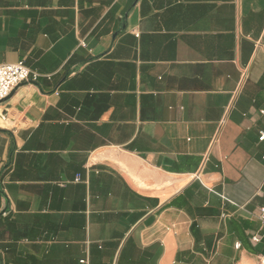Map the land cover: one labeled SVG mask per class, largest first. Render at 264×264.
<instances>
[{"label": "crops", "instance_id": "crops-1", "mask_svg": "<svg viewBox=\"0 0 264 264\" xmlns=\"http://www.w3.org/2000/svg\"><path fill=\"white\" fill-rule=\"evenodd\" d=\"M13 63L0 264H264V0H0Z\"/></svg>", "mask_w": 264, "mask_h": 264}, {"label": "built area", "instance_id": "built-area-1", "mask_svg": "<svg viewBox=\"0 0 264 264\" xmlns=\"http://www.w3.org/2000/svg\"><path fill=\"white\" fill-rule=\"evenodd\" d=\"M39 77L40 74L32 71L23 63L0 65V103L7 101L19 86L24 83L37 82ZM261 114L264 115V110ZM259 141L264 142V131L260 132ZM258 218L264 224V206L260 208ZM260 240L258 236L253 238L255 243H259ZM236 247L239 248L240 245L236 244Z\"/></svg>", "mask_w": 264, "mask_h": 264}]
</instances>
